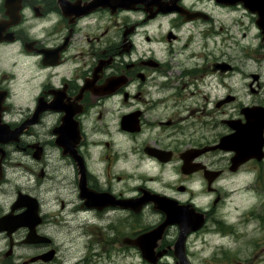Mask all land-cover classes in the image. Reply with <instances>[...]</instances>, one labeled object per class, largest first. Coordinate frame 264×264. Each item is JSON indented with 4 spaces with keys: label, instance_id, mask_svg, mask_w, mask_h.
<instances>
[{
    "label": "flooded vegetation",
    "instance_id": "obj_1",
    "mask_svg": "<svg viewBox=\"0 0 264 264\" xmlns=\"http://www.w3.org/2000/svg\"><path fill=\"white\" fill-rule=\"evenodd\" d=\"M92 1L0 0V192L9 200L0 220L37 208L31 226L0 231V264H67L59 225L75 224L111 264L132 251L151 264L136 242L152 232V264H178L181 227L165 225L164 209L203 223L190 227L188 259L211 215L204 198L218 205L228 175L264 179V128L263 147L246 148L255 155L240 160L236 149L248 110H264V98L247 101L264 96V0H207L232 14L226 29L194 0L179 3L201 13L192 20L178 12L147 20L141 5L88 11ZM166 16L175 23L165 43L144 33L142 45V28ZM227 136L235 149L217 148ZM255 252L264 264V242Z\"/></svg>",
    "mask_w": 264,
    "mask_h": 264
},
{
    "label": "rangeland",
    "instance_id": "obj_2",
    "mask_svg": "<svg viewBox=\"0 0 264 264\" xmlns=\"http://www.w3.org/2000/svg\"><path fill=\"white\" fill-rule=\"evenodd\" d=\"M199 1L201 2V0H194L197 7L205 5L204 7L209 9L214 15L216 29L221 28V26L224 29L231 26V13L218 10L214 4H209L207 0H203L202 3H199ZM240 15V12L236 14L238 20L241 19ZM134 19H136V16H134ZM140 19H143L142 15H140ZM242 20L246 22L245 18ZM174 23V17L166 16L142 28L141 44L147 45L144 39V33H148L151 38L156 37L158 43L164 44L165 33L169 31L171 25ZM210 26L204 25L201 28L209 29ZM239 29L241 28L236 26L235 30L238 40L241 39L243 32H240ZM256 68L257 65L252 68H247L246 73L249 74L251 71L257 72L259 69ZM260 69V71L264 72V67ZM263 98L264 96L254 97L248 95L247 101L253 103V101H258ZM19 180L22 181L18 177L14 178L13 193L8 195L9 199H11L12 195L13 198L15 197L14 193L17 186L20 185ZM249 181L246 175L238 177L228 175L220 183L222 199L218 205L212 207L213 200L211 197L204 198V204H209V212H211V215L209 216L205 230L203 232L200 231L199 238L197 239L196 237L195 239L197 240L194 239L193 241L191 238L189 241L188 248L191 253L188 261L190 264H262L261 255L255 252V250L257 243L264 242V228L261 220L264 215V187L260 186L261 184L264 185V179L259 182L256 179L250 181L253 182L254 186L252 189H255L254 191L257 197H254L253 194H250V196L248 193L247 195L244 194L246 192V186H251ZM7 192L10 193V189H7ZM0 200L2 202L1 204L9 201L7 196L4 195V191L0 192ZM251 220L253 221L250 223ZM57 224L59 225V223ZM59 229L60 240L62 241L59 242L61 244V258L67 264L112 263V261H107V256L105 255L103 257L94 256L93 245L84 242L85 235L83 237L82 232L84 228L75 224V226H63L62 228L59 225ZM78 231L82 236L79 235ZM96 252H100L98 247ZM134 254L135 252L132 251L123 258L118 257L114 264H146L145 260L141 257L134 256ZM163 264H175V259H165L163 260Z\"/></svg>",
    "mask_w": 264,
    "mask_h": 264
},
{
    "label": "water",
    "instance_id": "obj_3",
    "mask_svg": "<svg viewBox=\"0 0 264 264\" xmlns=\"http://www.w3.org/2000/svg\"><path fill=\"white\" fill-rule=\"evenodd\" d=\"M180 1L181 0H93L92 2L87 4L88 7L86 9L88 11H92L95 10L96 8L104 7V8H112V9L122 8V9L131 10V9H135L137 5H141L144 8V11L148 14L147 20L156 18V16L160 13L168 14L171 12H178L182 16H185L187 20L196 19L199 15H201L200 12H190L186 10L183 6H180L179 4ZM218 2L221 4H228V5H237L239 3H244L245 6L248 7L257 6L259 4L257 0H218ZM155 8H157V10L154 12ZM247 118H248V123L244 125H238L236 128L238 132H241L240 133L242 134L240 135V137L242 136L241 138L247 137L246 135H252V141L254 142L255 150L258 151L259 146L261 148L263 147L262 144L258 145L256 143L257 142L256 139L260 138L261 140L262 138V131L264 128V110L260 108H253L251 110H248ZM243 129L245 130L243 131ZM230 139L231 136L224 137L221 141L220 146H218L217 148L230 150L232 147H228L227 144ZM246 157H249V155L244 154L241 158H239V154H238L237 159L242 160L243 158ZM31 201L30 203L34 202V200L32 202ZM36 209L37 208L34 205L31 207L32 214L29 213L28 215L18 216V217H12L10 215L1 219L0 230L2 231L14 230L20 226H31L30 220L32 216L36 215ZM162 212L167 215V220L165 222V225H167L168 223L180 224L181 233L175 245L176 258L178 259V264H189L185 255V242L187 235L191 231L190 227L192 225L194 226L192 229L196 230L200 228L203 225V223L201 224L199 223L200 218L197 215L195 219H193V217L191 216L190 220H193V222L191 223L190 221L188 222L189 223L188 224L186 223V220L189 219H187V217H183V212L181 211L164 209ZM9 232L11 233V231ZM153 233L155 232L142 236L141 238L137 239L136 242L144 252L145 258L151 263L156 262L155 257L153 255L154 243L152 242L153 240L151 239V237H153L151 236ZM156 240L157 238L154 239V241ZM162 255L163 254H160L159 256L161 257Z\"/></svg>",
    "mask_w": 264,
    "mask_h": 264
},
{
    "label": "bare ground",
    "instance_id": "obj_4",
    "mask_svg": "<svg viewBox=\"0 0 264 264\" xmlns=\"http://www.w3.org/2000/svg\"><path fill=\"white\" fill-rule=\"evenodd\" d=\"M245 129H243L244 131ZM241 132H238L237 135H242L240 134ZM247 133V132H246ZM254 134V133H253ZM244 136V135H243ZM247 137L245 138H242L243 139V143L242 145H240L239 147H236V149L238 150H242V152L240 153L239 155V158H241L244 154L245 155H255V154H250L248 153L250 149L246 150V148H252L253 150H255V145H254V142L252 141V135H246ZM242 137V136H241ZM236 139L233 137L231 138L229 141H228V147H233V143H235ZM235 149V148H234ZM256 151V150H255ZM250 194H253L254 197H256L254 191L252 189L249 188L248 190V195L250 196ZM177 214V213H176ZM191 223L193 222V220H190ZM253 220L250 221V223L252 222Z\"/></svg>",
    "mask_w": 264,
    "mask_h": 264
}]
</instances>
